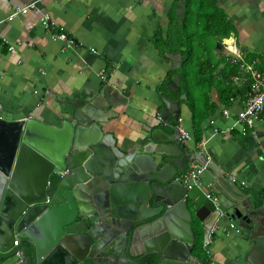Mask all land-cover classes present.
<instances>
[{"label":"crops","instance_id":"1","mask_svg":"<svg viewBox=\"0 0 264 264\" xmlns=\"http://www.w3.org/2000/svg\"><path fill=\"white\" fill-rule=\"evenodd\" d=\"M30 1L0 0V36L15 45L11 52L0 47V117L36 118L57 125L69 117L63 112L65 102L80 104L79 109L87 107L96 114L102 133L112 134L120 149L131 150L152 141L153 132L166 139L160 129L174 132L169 124L176 119L167 122L161 114L165 95L179 101L175 123L190 135L185 142L179 140L181 149L202 151L197 143L211 136L206 144L209 159L201 189L216 196L217 204L228 206L227 210L237 202L264 208V110L246 133L239 127L229 129L244 105L250 76L223 46L230 42L236 57L246 63L255 60L254 68L264 71V0L189 1L191 19L195 18L193 13L202 17L205 11L207 18L226 19L232 29L228 38L217 40L220 46L216 41L215 46L207 47V38L201 42L193 37L196 61L190 75L192 88L188 89L195 100V117L189 102L169 94L166 86L174 75L169 78L170 71L177 69L172 68L175 60L170 56H180V67L181 54L161 53L154 44L158 32L164 40L171 30L180 32L185 1L39 0L36 10L6 20L14 8ZM42 12L50 14L51 29L41 26ZM60 28L75 42L73 47H64L57 38ZM198 45L202 50L198 51ZM236 66L240 72L235 75L232 68ZM101 69L107 73L106 81L99 78ZM182 93L180 86L179 96ZM224 109H228V117ZM161 115L164 123L159 120ZM215 128L218 131L214 133ZM192 165L196 164L189 167ZM90 212L99 216L95 209ZM237 227L235 220L219 219L204 244L197 225L195 242L197 238L200 242L192 245L191 253L208 263L234 262L244 234ZM115 235L109 232L103 237L102 251L118 244Z\"/></svg>","mask_w":264,"mask_h":264},{"label":"water","instance_id":"2","mask_svg":"<svg viewBox=\"0 0 264 264\" xmlns=\"http://www.w3.org/2000/svg\"><path fill=\"white\" fill-rule=\"evenodd\" d=\"M170 57L178 68L180 56ZM166 86L179 94V75ZM162 99L164 120H177L179 101ZM79 106L65 102L69 117L57 125L0 117V264H214L191 253L195 228L206 244L223 218L244 231L230 264H264V208L237 202L227 210L201 187L175 180L190 163L202 164L203 150L181 149L177 128L122 150L96 114ZM54 169L66 173L51 191ZM109 232L118 244L102 251Z\"/></svg>","mask_w":264,"mask_h":264},{"label":"built area","instance_id":"3","mask_svg":"<svg viewBox=\"0 0 264 264\" xmlns=\"http://www.w3.org/2000/svg\"><path fill=\"white\" fill-rule=\"evenodd\" d=\"M38 1L39 0H32L21 7L14 8L12 12H10V14L6 17V20H12L19 14H26L31 10H36ZM39 21L44 29L48 30L52 28L51 16L49 13L42 12ZM56 36L58 39L63 41L64 47L66 48L73 47L75 45V42L65 34L62 28H60V31H58ZM2 46H4L8 52L15 50V45L13 43H11L8 39L0 36V47ZM223 46L227 50H230L229 52H231L234 57L233 61H238L240 63V67L245 72L249 73L250 76L249 88L246 92L244 105L237 111L236 118L232 125L229 127V129L233 127H239L242 134H244L249 128H251L255 124V122L259 119L261 113L264 110V71L254 68L253 64L255 63V60H253L252 63H246L240 58V56L236 57L237 51L235 49L232 50V44H223ZM90 50L91 52H95V49L92 47L90 48ZM99 78L101 79V81L107 80V73L105 69L100 70ZM233 79L236 80L238 79V77L233 76ZM223 114L225 117H228L230 115L228 109H224ZM159 120L164 123V120L161 118V116H159ZM169 125L179 130L180 141L185 142L186 140L190 139L189 133L185 131L180 126V124L171 123ZM217 131L218 129L215 128L214 133ZM210 137L211 136L203 138L197 143V147L201 148L205 153L207 151L206 144L208 143ZM208 159L209 157L206 154V159L203 161L202 164L190 166L184 172L178 174L175 180L184 184L188 189H191L193 187H200L202 184V174L207 167ZM65 173L66 170L54 169L51 175L61 177ZM49 185L50 180L47 181L46 188H49ZM206 196L213 202L217 203V197L212 195L211 192H207ZM48 201L49 196H46L45 202ZM230 227L234 228L235 225L233 223H230ZM236 230L240 232V228L237 227ZM14 243L16 244L17 241H14ZM207 253L209 252L207 251Z\"/></svg>","mask_w":264,"mask_h":264},{"label":"trees","instance_id":"4","mask_svg":"<svg viewBox=\"0 0 264 264\" xmlns=\"http://www.w3.org/2000/svg\"><path fill=\"white\" fill-rule=\"evenodd\" d=\"M183 1H185V13L186 14L184 13L181 19L180 32H173L171 30L166 40L162 39V37L159 35V32H158L157 34H155L154 44L157 48H160L161 53L165 54L167 51H169L170 53L176 54L179 52L181 54L180 67L177 69L171 70L169 78L171 77V74L177 73L179 75L181 92L186 93L187 95L186 100L189 102V106L191 107L193 116L195 117L196 115L195 100L192 96V91L190 89L192 88V85L190 83V75L192 74L190 65L193 61L194 53H195L193 50V45H192L193 37L196 35V37L201 42H202V39L205 42L206 37H211L213 41H217L220 38H224V37L228 38L230 36L232 29L229 26V22L226 19H221L220 17H217V16L213 18H207V16H209V13H206L205 11L203 12L202 17H200L198 13L194 14L192 12L193 15H195V18L194 20L191 19L190 10H191L192 5L189 2L190 0H183ZM200 7L201 6H198V8ZM203 8H205V6H203ZM214 14L216 15V13ZM191 28H193L192 32H191ZM200 28L207 30L208 33H206V35L205 33L200 34L199 33ZM201 69L199 68L198 70L201 71ZM232 71H233V74L236 75V74H239L240 69L238 66H236L232 68ZM188 87L190 88L188 89ZM169 94H171L174 97H179V94H174L171 92H169ZM175 122L176 120L173 121V123ZM49 180H50L49 188L52 191L55 188V185L58 182L59 178L56 176H51ZM199 242H200V238H197L195 244ZM204 261L205 263H208L207 259H204Z\"/></svg>","mask_w":264,"mask_h":264},{"label":"rangeland","instance_id":"5","mask_svg":"<svg viewBox=\"0 0 264 264\" xmlns=\"http://www.w3.org/2000/svg\"><path fill=\"white\" fill-rule=\"evenodd\" d=\"M193 29V28H192ZM199 33L200 34H202V33H205V35H206V33H208V31L207 30H204L203 28H200L199 29ZM207 39H208V45H207V47H213V46H215V42L216 41H213V39L211 38V37H206ZM198 47H199V50L198 51H200V50H202L201 48H202V46H200V45H198ZM196 60H193L192 61V63H191V65H190V68H191V71H192V73H194L193 72V69H194V62H195ZM204 240H202V242H203ZM202 252H204V250H202Z\"/></svg>","mask_w":264,"mask_h":264},{"label":"bare ground","instance_id":"6","mask_svg":"<svg viewBox=\"0 0 264 264\" xmlns=\"http://www.w3.org/2000/svg\"><path fill=\"white\" fill-rule=\"evenodd\" d=\"M230 42H228V44H229ZM225 44V43H224Z\"/></svg>","mask_w":264,"mask_h":264}]
</instances>
